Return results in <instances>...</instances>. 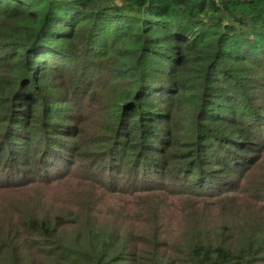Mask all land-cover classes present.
<instances>
[{
	"label": "trees",
	"instance_id": "trees-1",
	"mask_svg": "<svg viewBox=\"0 0 264 264\" xmlns=\"http://www.w3.org/2000/svg\"><path fill=\"white\" fill-rule=\"evenodd\" d=\"M36 186L0 264H264V0H0V191Z\"/></svg>",
	"mask_w": 264,
	"mask_h": 264
},
{
	"label": "rangeland",
	"instance_id": "rangeland-1",
	"mask_svg": "<svg viewBox=\"0 0 264 264\" xmlns=\"http://www.w3.org/2000/svg\"><path fill=\"white\" fill-rule=\"evenodd\" d=\"M49 187L50 189H39L38 186L29 187L26 189H19L18 191H12L9 193H7V191H0V195L2 197H18V199L22 197L25 202L34 204L40 210L51 212L60 211V204L53 205V203H56L59 199L58 192L52 189L53 186ZM36 189L38 190L36 191Z\"/></svg>",
	"mask_w": 264,
	"mask_h": 264
}]
</instances>
